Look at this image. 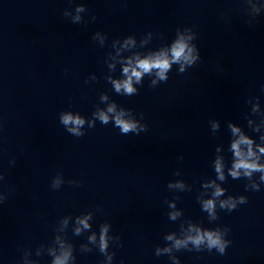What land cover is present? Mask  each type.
<instances>
[{
  "label": "clouds",
  "instance_id": "clouds-1",
  "mask_svg": "<svg viewBox=\"0 0 264 264\" xmlns=\"http://www.w3.org/2000/svg\"><path fill=\"white\" fill-rule=\"evenodd\" d=\"M249 0H243L244 4H247ZM255 8V14L252 16L251 19H249V23H252V21L255 19L256 16H258L262 11H264V3H260L259 0H256V4L254 5ZM76 11L84 12L86 11V8L84 5H79L76 8ZM95 19V17H93ZM81 22V18L77 16L73 23H79ZM186 30L190 33L187 37L183 35H179V38L175 40V42L172 44L171 47V55L169 56L166 52H160L156 55H149L144 59H139L137 57L136 64L133 66L132 61L129 60L126 67L123 68L124 74L127 76V79L123 82L120 81H112V83L115 86V90L117 92H120L121 89L124 90L126 94H134L136 93V89L132 86L133 84V78H135V81L139 83L141 81V78L144 74H151L153 70L156 71V75L161 81H167L168 76L167 73L171 70V65L173 63L180 64L179 73H185L188 68L193 67L197 64V62L200 60V52L195 43H191L192 41H195L197 39V34L193 31L191 27H185ZM98 34V33H97ZM130 41H126V43H129ZM155 81L152 82L153 85H155ZM252 99V98H251ZM256 101H259V98H255ZM115 108L114 106H110L108 108V112H114ZM252 112L256 115H259L262 120H264V113H261L258 111V105L257 107H254L252 109ZM123 112L118 113L114 117V126L117 127L120 130V133L123 135H127L129 133L139 134L141 132L147 131V125H139L131 120H125L123 119ZM99 119L100 121L107 125L109 122V116L104 113H99ZM248 124H251V120L247 121ZM60 123H62L65 127L67 132L70 134H73L77 137H81L84 135L83 132L80 131V128L84 125V120L80 117H73L69 114H64L61 116ZM68 125H74L73 127H67ZM92 127V125H90ZM219 127L218 124H213V128ZM228 127L231 129V132L233 135H236L239 133V138L235 139L231 143V150L234 154L235 162L232 165V168L230 170V175L232 178H238L241 175V170H243V174L246 177H251L253 172H261L262 175L260 179L264 181V165L258 164L256 160H250L249 158L254 157L256 154L252 150L253 140L250 139L247 135H244L241 133V129L239 127L235 126V123H229ZM255 131H258L259 129H254ZM262 140H264V136L260 137ZM246 146L247 151L245 152L244 149L241 146ZM259 147V146H258ZM260 153H264V147H259ZM182 159V158H181ZM258 159V157H256ZM14 163V161H12ZM223 165L221 163L220 159H217L215 161V171L218 173V178L220 180H224V173L222 171ZM4 177L2 174H0V180H3ZM171 186V185H170ZM208 186H215L208 185ZM53 189L59 188V181H54L52 183ZM255 191H259V186H255ZM224 189H221L219 187H215V192L213 193L214 197H219L223 195ZM6 199V196L3 193H0V203H2ZM239 203L245 204L247 203V198L244 196L239 197ZM237 201L233 198L229 197L226 201H221L220 207L222 209L226 208L229 212L236 209ZM203 209L206 210L210 215H212L213 218H216L214 215V209H215V202L213 199L206 200L203 203ZM175 216H173V219ZM79 224H82L85 229L89 228V225L87 223V220H79ZM107 232L108 229L105 226L101 229V235L99 240V251L100 253L105 257L106 264H112L113 257L115 255L114 252L108 251V239H107ZM76 234H80V229H76ZM92 242H95V236L89 238ZM120 237L116 238V242H118ZM167 239L171 240L172 237L168 236ZM191 242L197 251L201 250V245H206L207 250L211 252L213 248L217 249L218 252L223 255L225 254V250L229 245V241L223 239L222 234L219 232V230H210V231H204L201 233L199 230H197V234L195 236H189L186 240H176L175 241V248L179 250L182 247H186L187 244ZM63 248V245H61ZM82 251L90 252L91 249H85L82 246ZM164 251H170L169 249H165ZM156 255H160V250L157 249ZM75 264V256H74V248L69 247L67 250L62 251L60 255L55 256V259L53 260L52 264ZM174 264H180V261L178 259H174Z\"/></svg>",
  "mask_w": 264,
  "mask_h": 264
}]
</instances>
